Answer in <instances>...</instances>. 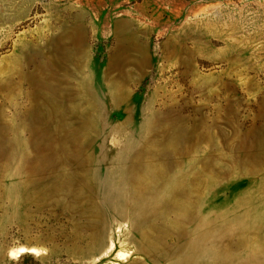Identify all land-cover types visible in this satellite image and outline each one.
<instances>
[{"label": "rangeland", "instance_id": "obj_1", "mask_svg": "<svg viewBox=\"0 0 264 264\" xmlns=\"http://www.w3.org/2000/svg\"><path fill=\"white\" fill-rule=\"evenodd\" d=\"M0 264H264V0H0Z\"/></svg>", "mask_w": 264, "mask_h": 264}, {"label": "bare ground", "instance_id": "obj_2", "mask_svg": "<svg viewBox=\"0 0 264 264\" xmlns=\"http://www.w3.org/2000/svg\"><path fill=\"white\" fill-rule=\"evenodd\" d=\"M25 250H26L25 247H21L18 251H12L11 254H16L17 252H24Z\"/></svg>", "mask_w": 264, "mask_h": 264}]
</instances>
